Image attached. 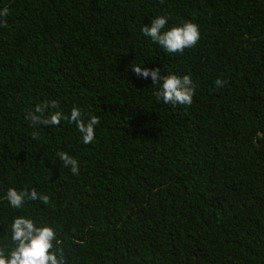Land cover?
Instances as JSON below:
<instances>
[{"label":"trees","instance_id":"obj_1","mask_svg":"<svg viewBox=\"0 0 264 264\" xmlns=\"http://www.w3.org/2000/svg\"><path fill=\"white\" fill-rule=\"evenodd\" d=\"M4 7L0 244L11 245V223L25 215L56 230L66 264H264V0ZM158 15L169 28L197 23V45L171 54L144 36ZM137 64L190 75L192 104H165ZM52 100L65 114L97 115L95 141L66 121L31 125L27 112ZM60 151L78 159V175ZM10 187L50 201L12 208ZM185 188L199 193L189 211L178 201Z\"/></svg>","mask_w":264,"mask_h":264},{"label":"clouds","instance_id":"obj_2","mask_svg":"<svg viewBox=\"0 0 264 264\" xmlns=\"http://www.w3.org/2000/svg\"><path fill=\"white\" fill-rule=\"evenodd\" d=\"M9 9H0V27H7ZM168 17L158 15L151 20L150 25H143L141 32L158 44L167 53H183L185 49L193 48L201 38L200 27L192 21L167 27ZM131 71L140 79H151L152 85L157 86L156 95L165 104L191 105L194 96V87L190 75L168 73L161 76L159 67L149 68L137 64ZM217 87H223L226 81L217 79ZM25 118L31 125L60 126L62 121L75 124L84 144H91L96 139V126L100 123L97 115L85 114L80 107L73 106L70 114L59 109L55 100L37 104L34 110L27 112ZM37 133H33L36 136ZM65 168L70 169L73 175H78L80 165L77 158L67 151L56 154ZM54 162V161H53ZM199 193L194 188H185L181 191L178 201L189 211L194 206ZM7 203L15 209H22L26 201L40 200L43 204L49 203V196L39 193L35 188L30 191L10 187L6 193ZM11 245L6 247L0 244V264H66L61 241L56 230L48 224L40 225L33 218L17 215L11 223Z\"/></svg>","mask_w":264,"mask_h":264}]
</instances>
